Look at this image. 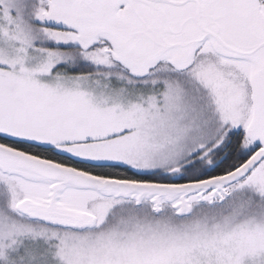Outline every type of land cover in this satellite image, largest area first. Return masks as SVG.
<instances>
[{"label": "snow or ice", "instance_id": "snow-or-ice-1", "mask_svg": "<svg viewBox=\"0 0 264 264\" xmlns=\"http://www.w3.org/2000/svg\"><path fill=\"white\" fill-rule=\"evenodd\" d=\"M0 264H264V0H0Z\"/></svg>", "mask_w": 264, "mask_h": 264}]
</instances>
